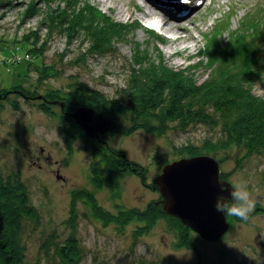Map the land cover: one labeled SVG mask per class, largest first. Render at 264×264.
<instances>
[{
    "label": "rangeland",
    "instance_id": "374dc122",
    "mask_svg": "<svg viewBox=\"0 0 264 264\" xmlns=\"http://www.w3.org/2000/svg\"><path fill=\"white\" fill-rule=\"evenodd\" d=\"M68 1L79 10L91 5L126 25L125 36L103 45L107 48L102 50L93 47L95 40L87 34L60 33L56 17L65 9L62 0H0V96L4 95L0 100V174L6 184L22 183L18 188L24 187L26 199L38 215V222L26 221L24 226L27 261L57 264L47 261L40 247L50 235L68 237L74 213L76 238L84 252L81 264H264V153L237 146H205V141H216L219 131L202 124L186 130L168 124L164 134H154L141 128L145 119L135 115L132 107L141 104L133 95L127 100L131 109L121 107L111 119V130L99 138L104 147L137 164V170L126 167L119 178L107 173L108 181H95L90 169L92 151L85 149L83 139L72 138L64 105L54 104V98L46 103L42 99L48 92L68 94L78 83L89 92L125 103L132 53L140 49L153 65L159 61L197 82L222 59L242 57L251 94L264 100V0H205L187 29L192 32L197 26L203 32L194 33L196 54L184 58L168 56L166 36L143 25L138 11L145 0H116L127 4L131 16L125 18L116 14V7L105 8L99 0ZM160 12L155 11L162 16ZM99 26L103 28L101 23ZM108 31L104 30L107 36ZM90 101L88 93H77L68 103L69 109L88 108ZM196 148L206 153L202 156L218 161L220 182L231 186L246 183L254 210L247 221L226 216L228 229L215 242L201 239L185 225L190 231L181 235L179 246L177 233L169 229L166 219L152 213L158 206L164 213L155 179L166 164L195 157ZM141 167L144 179L135 174ZM83 191L88 198L72 203V194ZM148 207L146 215L133 214V220L121 214L118 223H124L123 228L104 216ZM186 240L190 246L184 244Z\"/></svg>",
    "mask_w": 264,
    "mask_h": 264
},
{
    "label": "trees",
    "instance_id": "16d2710c",
    "mask_svg": "<svg viewBox=\"0 0 264 264\" xmlns=\"http://www.w3.org/2000/svg\"><path fill=\"white\" fill-rule=\"evenodd\" d=\"M62 1L66 5L65 9H61L56 17L59 19L56 28L59 29L60 33L73 30L72 34L80 33L84 36L87 34L95 40L93 47L101 46L102 50L107 48L105 46L111 45L114 39L118 40L125 36L126 25L112 20L95 7L87 5L85 9L79 10L71 6L68 0ZM100 23L104 29L99 26ZM104 30H110L108 31L110 35L107 36ZM104 38H106L105 43ZM97 40L98 44L96 43ZM242 59V57L222 59L217 64L219 66L207 68L206 78L197 82L190 75L167 68L159 61L153 65L144 59V53L140 49H136L133 50L131 66L127 73V89L124 91L126 97L123 98L125 103L107 99L97 91L91 90L89 92L87 86H80L78 83L74 87L76 90L68 91V94L60 91V93L52 95L48 92L42 96V99L46 103L50 98H54V104L64 105V112H67L68 115L66 122L68 121L70 129L73 128L74 136L72 135V138L83 139L86 143L85 149L89 148L92 151L94 159L90 169L93 177L96 178L95 181H99V179L102 182L108 181L107 173L117 174L119 178L122 176V170L126 167H130V170L134 172L137 170V164L132 165L123 153L118 154L112 149L104 147L102 139L86 137L84 131L76 126L70 118V114L74 110L69 109L68 103L77 93L79 96L88 93L92 100L88 108L108 117L110 120L116 117L121 111V107L124 109L130 107L131 109L127 100L136 95L141 107H132V109H135L138 114L135 113V115L138 118L142 116L145 119V123L141 126L143 129L159 135L165 133L168 124H172V127L177 130H186L191 125L202 124L219 131V137L215 142L205 141L203 145H211L219 149L237 146L261 154L264 153V100L254 98L251 94V89L248 87L250 83L247 80L249 73L245 69L246 67L244 68ZM15 94L25 98L23 94L17 91ZM3 96H0V100L4 99ZM59 100L60 102L64 101L65 104L58 102ZM68 142V153H71V140ZM196 150L199 151L197 148ZM203 154L206 153L204 151L195 152L196 156ZM144 171L141 167L139 172L137 171L135 174L144 179L146 176ZM15 182L16 185L13 186L6 184L0 174V264H40L38 260L27 261V248L23 242L25 222H38V215L27 201V193L24 187L23 189L18 188V186H22V183ZM81 198L86 200L88 195L84 191L74 192L72 203ZM89 198L91 197L89 196ZM93 205L97 207H95L96 209L99 208L98 204ZM158 208L159 206L156 210L152 208V213H160L166 219L169 229L177 233L178 245L180 246L181 240L179 238L181 235L185 236L190 230L176 218L164 215ZM150 209L141 211L132 208L128 209L129 211H126L127 209L125 211L119 210L117 214H108L107 216L105 214L104 216L106 220L110 218L117 226L123 228L125 224H119L122 221H118L121 214L128 217V220H133L134 215L144 216ZM72 216L74 226L69 224L73 231L68 237L60 239L56 235H50L43 240L40 250L47 261L53 260L57 264H81L84 252L76 238L74 213ZM184 244L190 246L189 240H186Z\"/></svg>",
    "mask_w": 264,
    "mask_h": 264
},
{
    "label": "water",
    "instance_id": "95a60500",
    "mask_svg": "<svg viewBox=\"0 0 264 264\" xmlns=\"http://www.w3.org/2000/svg\"><path fill=\"white\" fill-rule=\"evenodd\" d=\"M70 115L74 123L92 139L104 137L113 125L110 119L85 107ZM219 172L217 160L209 156H195L166 164L155 179L164 213L178 219L209 242L223 238L229 226L226 216L214 207L218 196H227L231 191L230 184L220 182Z\"/></svg>",
    "mask_w": 264,
    "mask_h": 264
},
{
    "label": "bare ground",
    "instance_id": "6f19581e",
    "mask_svg": "<svg viewBox=\"0 0 264 264\" xmlns=\"http://www.w3.org/2000/svg\"><path fill=\"white\" fill-rule=\"evenodd\" d=\"M105 8L116 7V14L125 18L131 16L127 4L117 2L116 0H99ZM205 0H145L140 5L138 17L142 20L143 25L166 36L164 42V51L168 56L191 57L196 54L197 38L195 32L203 34L199 27L194 26L192 32L188 31V25L194 24L193 19L204 5ZM148 3L151 7H148ZM160 8V15L155 13L154 7ZM155 9V10H151ZM193 29V27H192ZM186 32V34H183Z\"/></svg>",
    "mask_w": 264,
    "mask_h": 264
},
{
    "label": "clouds",
    "instance_id": "9594fccd",
    "mask_svg": "<svg viewBox=\"0 0 264 264\" xmlns=\"http://www.w3.org/2000/svg\"><path fill=\"white\" fill-rule=\"evenodd\" d=\"M215 210L224 216H234L242 221H247L254 210V201L244 182L231 186L227 196H218Z\"/></svg>",
    "mask_w": 264,
    "mask_h": 264
},
{
    "label": "flooded vegetation",
    "instance_id": "af4514ba",
    "mask_svg": "<svg viewBox=\"0 0 264 264\" xmlns=\"http://www.w3.org/2000/svg\"><path fill=\"white\" fill-rule=\"evenodd\" d=\"M63 107V106H62Z\"/></svg>",
    "mask_w": 264,
    "mask_h": 264
}]
</instances>
